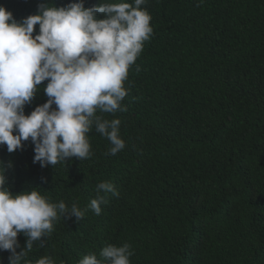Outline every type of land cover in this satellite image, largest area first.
I'll return each instance as SVG.
<instances>
[{
	"label": "trees",
	"instance_id": "1",
	"mask_svg": "<svg viewBox=\"0 0 264 264\" xmlns=\"http://www.w3.org/2000/svg\"><path fill=\"white\" fill-rule=\"evenodd\" d=\"M41 2L0 5L20 21ZM97 3L85 0V7ZM143 7L153 34L136 61L140 71L133 66L125 82L127 111L116 114L121 152L107 155L108 140L93 131L90 159L41 168L31 140L13 153L0 145V161L13 164L6 171L13 194L39 188L52 202L83 209L102 181L119 192L100 215L88 209L79 222L57 221L45 247L34 246L27 259L77 264L127 242L131 264H264V0H148ZM47 82L26 115L48 99ZM17 239L26 242L23 234ZM9 255L0 251V262Z\"/></svg>",
	"mask_w": 264,
	"mask_h": 264
},
{
	"label": "clouds",
	"instance_id": "2",
	"mask_svg": "<svg viewBox=\"0 0 264 264\" xmlns=\"http://www.w3.org/2000/svg\"><path fill=\"white\" fill-rule=\"evenodd\" d=\"M147 4L98 0L85 7V0H71L57 7L54 0H42L35 14L20 21L0 5V145H6L8 153L31 140L33 163L41 168L65 165L72 158L84 161L94 154L89 139L93 131L108 140L107 155L126 147L116 114L127 111L125 82L133 66L140 71L136 61L153 34L151 14L143 7ZM46 80L43 92L48 99L26 115L25 106ZM12 167L11 161H0V251L10 253L8 264H32L29 253L34 246L45 247L57 221L74 217L79 222L88 209L100 215L108 195L119 196L110 181L95 186V198L83 209L75 201L52 202L39 188L13 194L6 186V171ZM18 234L26 237L23 246ZM133 255L127 242L107 244L99 258L89 253L77 264H131ZM35 264L56 261L43 255Z\"/></svg>",
	"mask_w": 264,
	"mask_h": 264
}]
</instances>
